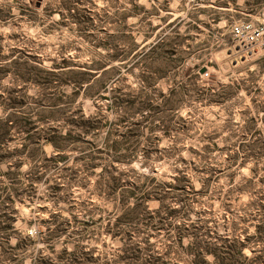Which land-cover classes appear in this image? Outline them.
Segmentation results:
<instances>
[{"label":"rangeland","instance_id":"rangeland-1","mask_svg":"<svg viewBox=\"0 0 264 264\" xmlns=\"http://www.w3.org/2000/svg\"><path fill=\"white\" fill-rule=\"evenodd\" d=\"M249 22L264 25V0H0V118L27 119L0 129V196L31 238L25 264H79L81 250L195 264L193 234L263 248L264 52L231 33ZM155 40L180 42L185 63L132 59ZM105 64L107 91L86 96L82 73ZM172 88L171 123L158 106ZM7 249L0 235V264Z\"/></svg>","mask_w":264,"mask_h":264},{"label":"trees","instance_id":"trees-1","mask_svg":"<svg viewBox=\"0 0 264 264\" xmlns=\"http://www.w3.org/2000/svg\"><path fill=\"white\" fill-rule=\"evenodd\" d=\"M180 46V42L173 46L172 42L155 40L149 45L138 48L137 52H131L130 55L132 56V59H135L145 56V54H149L153 55V61L156 63L180 66L186 61L185 53L180 51ZM1 66L2 64H0V70L2 68ZM111 70L112 69L109 68L107 64L103 66H90L87 68L86 71L82 73V75L87 76L88 78L87 80H84L81 85V89L84 91L85 95L99 96L106 92L112 80ZM85 83H87L86 86ZM179 94H181L179 89L172 88L166 95L169 96L168 100H166V96H163L166 104L158 106L161 116L169 120L171 123L175 120H179L177 113L179 111V105L175 102L173 103V99L179 96ZM7 99L9 100L11 107H17L16 104L12 102V98L10 96H8ZM169 102L171 104H169ZM135 106V100H130L128 102L129 108H134ZM15 120L27 119L18 113V110L12 111L9 114H6V117L0 118V129L8 128L10 123ZM89 120L90 119H88L87 122H89ZM135 126H139L138 123H136ZM6 135L7 133L0 134V149L4 145ZM111 149L115 154H118L120 152L127 153L130 150V147H126L123 143H116L111 146ZM121 157L124 156H119L117 158L119 163L124 162V158ZM152 181H154V179H152ZM117 190L118 186L116 184L114 186V191L117 192ZM4 202L5 199L3 196H0V221L4 220V225L2 226L0 224V235L5 237V243L8 246L7 254L9 256L15 255L16 257L13 264H25L24 256L20 255L31 243V238L29 236L22 235L19 230H16L15 218L12 216H7V214L3 211ZM193 235L194 236L190 240L188 248H190L195 253L193 261L195 264H210L208 262L209 256L213 259L211 264H260L264 258V246L261 250H253L252 256H246L243 254V247L247 246V243H243L240 246L234 240L209 238L203 237L201 235L198 236L197 234ZM254 236L255 238L264 237V223L257 225ZM13 237H16L17 241L14 246H11L10 241ZM248 240L249 239H247V241ZM91 256L92 251L87 253L82 252V250L79 251L78 263L88 264L89 261H91ZM135 257H137L136 254L130 257L123 256L122 260H124V264H134ZM147 262L148 264H158V260L156 258H150ZM32 264H49V259L48 257L37 256L32 260Z\"/></svg>","mask_w":264,"mask_h":264},{"label":"built area","instance_id":"built-area-1","mask_svg":"<svg viewBox=\"0 0 264 264\" xmlns=\"http://www.w3.org/2000/svg\"><path fill=\"white\" fill-rule=\"evenodd\" d=\"M232 37L241 48L253 53L256 50L264 52V25L254 23L237 24L232 28ZM209 77V73L202 75V78Z\"/></svg>","mask_w":264,"mask_h":264},{"label":"water","instance_id":"water-1","mask_svg":"<svg viewBox=\"0 0 264 264\" xmlns=\"http://www.w3.org/2000/svg\"><path fill=\"white\" fill-rule=\"evenodd\" d=\"M206 72V68L201 69L200 73L204 74Z\"/></svg>","mask_w":264,"mask_h":264}]
</instances>
